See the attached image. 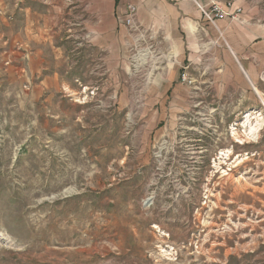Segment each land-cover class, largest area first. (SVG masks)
Returning <instances> with one entry per match:
<instances>
[{
    "label": "rangeland",
    "instance_id": "obj_1",
    "mask_svg": "<svg viewBox=\"0 0 264 264\" xmlns=\"http://www.w3.org/2000/svg\"><path fill=\"white\" fill-rule=\"evenodd\" d=\"M254 53L253 86L196 66L211 84L187 105H32L0 82V264H264Z\"/></svg>",
    "mask_w": 264,
    "mask_h": 264
},
{
    "label": "crops",
    "instance_id": "obj_2",
    "mask_svg": "<svg viewBox=\"0 0 264 264\" xmlns=\"http://www.w3.org/2000/svg\"><path fill=\"white\" fill-rule=\"evenodd\" d=\"M195 1L206 7L211 3L0 0V82L20 89L32 105H101L109 111L139 101L190 104L196 89L211 84L209 79L197 80L200 65L202 74L214 73L215 81L231 73L227 83L253 86V60L243 58L258 56L255 46L264 41L261 0H234L242 9L239 17L219 19L215 25ZM129 5L137 8L138 31L124 23ZM139 66L140 80L134 78ZM183 72L193 85L181 81ZM134 88L142 90L139 100L133 99ZM159 113L163 110L158 107L152 117Z\"/></svg>",
    "mask_w": 264,
    "mask_h": 264
},
{
    "label": "built area",
    "instance_id": "obj_3",
    "mask_svg": "<svg viewBox=\"0 0 264 264\" xmlns=\"http://www.w3.org/2000/svg\"><path fill=\"white\" fill-rule=\"evenodd\" d=\"M195 2L206 20L213 25H215L217 20L228 18L230 15L233 16V19H236L242 11L241 8L235 7L234 0H211L210 6L208 7L202 5L198 1ZM136 14L137 8L133 5H129L124 18V23L133 31H138ZM181 81L190 86L193 85V80L187 72L182 73Z\"/></svg>",
    "mask_w": 264,
    "mask_h": 264
}]
</instances>
